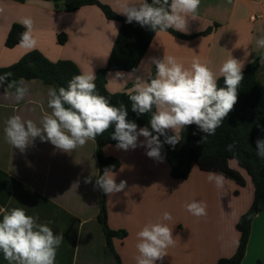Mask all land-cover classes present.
<instances>
[{
	"label": "crops",
	"instance_id": "1",
	"mask_svg": "<svg viewBox=\"0 0 264 264\" xmlns=\"http://www.w3.org/2000/svg\"><path fill=\"white\" fill-rule=\"evenodd\" d=\"M100 1L120 17L125 16L121 14L124 4L140 2V0ZM24 17H31L34 22L32 34L37 41L36 46L28 48L20 44L12 49L7 48L5 42L12 25H22L21 20ZM120 27L118 21L107 19L97 6H87L77 12L68 13L64 10L56 11L52 3L41 0H30L25 4L0 0V67L9 66L28 52L36 50L51 61L71 60L77 64L81 73L93 71L97 75L98 71L107 66ZM186 29L178 32L193 38L183 40L167 31L158 32L135 72L108 73L109 92H134L137 78L148 81L152 70L155 69L151 58L163 59L165 55L175 57L185 67H190L194 59H199L217 76L220 66L230 56L243 62V70L253 60L259 58L261 64L257 71V79L261 91H264L262 59L264 48H259L256 44L258 38L264 37V0H201L195 19L191 16L187 18ZM207 31L209 33L204 35ZM59 34L67 36L64 45L57 43ZM118 73L121 75L118 76ZM37 104L40 118L44 112H50L46 111L41 103ZM0 119L7 121L2 117ZM2 130L0 128V139L4 135ZM139 139L143 141L144 137L141 136ZM81 148H88L91 152V166L85 165L83 159H79L75 161L78 167L66 168L64 154L60 155L58 152L55 161V154L51 151L43 156L42 167L24 171L16 170L10 160L0 157V182L6 179V183L0 185V207L7 209L24 207L29 215L38 216L40 223L50 222L49 226L54 233H63L64 242L57 249L55 264H98L97 255L103 249L100 250L101 248L96 246V236L99 235L100 243L104 248L106 246L103 229L98 222L100 197L98 189L94 188L95 177L99 175L96 142L88 141ZM107 151L109 155L119 157L117 150ZM146 151L144 147L125 151L130 152L137 162V168L133 170L135 175L140 171L139 162L146 159L159 161L149 158ZM81 164L85 170H79ZM113 173H119V170ZM86 177H92V183H85ZM70 181L74 185L73 192L67 195V188L72 187ZM126 182L125 189L130 186V180ZM201 189L208 191L209 185L203 183ZM247 206L239 207L235 218L243 214ZM107 212L108 225L111 228L108 207ZM117 243L114 240L113 247L122 260L121 253L117 250L119 248L116 247ZM233 250L234 248L230 252ZM102 252L106 254L107 250ZM255 260L259 264L264 263V209L253 220L242 264H255ZM0 264H9L2 253Z\"/></svg>",
	"mask_w": 264,
	"mask_h": 264
},
{
	"label": "clouds",
	"instance_id": "2",
	"mask_svg": "<svg viewBox=\"0 0 264 264\" xmlns=\"http://www.w3.org/2000/svg\"><path fill=\"white\" fill-rule=\"evenodd\" d=\"M200 2L152 0L149 3L140 0L139 3L124 4L121 14L126 16L127 23L136 22L154 32L170 28L186 31L187 18L195 19ZM21 23L26 29L21 33V46L35 47L32 18L24 17ZM256 44L264 48V37L258 38ZM151 62L155 65V77L148 81L137 78L134 94L129 96L131 110L137 116L151 114V131L129 120L126 106H114L97 92L96 75L92 71L73 76L66 88H48L47 105L51 111L43 113L39 126L19 115L9 117L4 129L7 142L24 152L39 138L41 142H50L57 149L71 153L88 141L95 142L97 136L114 126L111 139L117 141L118 149L127 151L144 147L149 158L162 161L163 143L174 147L181 140L180 131L194 124L205 134L199 141L202 144L209 135L215 134L234 109L244 79L243 62L230 56L220 66L219 76L199 59H194L190 67L170 55L163 59L153 57ZM221 77L223 87L218 85ZM9 87L15 88L10 95L17 103L28 94V88L22 82ZM169 130L174 134L167 135ZM141 136L143 141L139 139ZM161 136L165 137L163 143ZM233 148L234 144L227 146L229 151ZM256 153L264 159V139L256 141ZM208 179L218 188H222L225 181L223 174L217 173H210ZM84 182L92 183V177H86ZM126 186L125 180L117 184L114 173L108 168L95 177L94 188L105 195L121 192ZM186 207L194 216L207 215V206L203 202L192 201ZM0 215V253L9 264H55L57 249L64 242L63 233H54L50 222L40 223V218L29 215L24 207H0ZM171 220V214L164 212L158 222L145 224L137 233V264L162 262L168 255L167 250L175 246L172 227L166 223Z\"/></svg>",
	"mask_w": 264,
	"mask_h": 264
},
{
	"label": "trees",
	"instance_id": "3",
	"mask_svg": "<svg viewBox=\"0 0 264 264\" xmlns=\"http://www.w3.org/2000/svg\"><path fill=\"white\" fill-rule=\"evenodd\" d=\"M8 1L25 4L30 0ZM41 1L52 3L56 11L64 10L68 13L77 12L87 6H97L107 19L118 21L121 24L107 66L98 71L96 75V90L100 95L105 96L112 105L119 107L123 104L126 106L128 119L135 121L138 127H148L151 131L149 124L151 114L137 116L131 110L129 96L134 92H109L107 75L110 72H135L143 61L156 34L160 31L154 32L147 27H141L136 22L127 23L126 16H118L100 0ZM148 2L151 3L152 0H148ZM25 30L24 26L13 24L5 46L12 49L20 45L21 33ZM167 32L183 40L193 38L172 28L168 29ZM207 33L209 31L205 32L204 35ZM66 41L67 36L65 34L57 36L59 45H64ZM260 64V59L256 58L245 67L243 70L244 79L239 86L238 101L234 105V109L229 113L222 126L216 129L215 134L209 135L205 142L199 143L205 134L194 124L186 126L180 131L181 140L174 147L168 143H163L165 137H160L163 143L161 155L168 160L171 167L170 174L174 179L187 180L192 164H195L202 172L223 174L226 179L233 180L237 185L243 187L245 185L244 178L237 170L231 169L229 165L232 160L250 176L254 188V197L250 209L239 218L236 224L240 236L237 250L232 257L221 259L218 264H242L247 252L253 220L264 209V159L258 157L256 153V141L264 139V91H261L257 79ZM155 72L156 69H153L148 80L155 77ZM79 74L81 71L72 61L53 62L41 52L34 50L25 55L18 63L0 68V86L18 85L23 80H38L46 86L57 89L59 87L66 88L72 77ZM218 85L224 86L222 77L219 79ZM113 132L114 126L103 135L97 136L95 141L99 175H102L106 168L116 172L121 166L118 159L106 158L103 155V149L106 146L117 145V141L111 139ZM173 134L170 130L167 132L169 136ZM230 144H234L231 151L227 150V146ZM2 175L5 174L2 173ZM5 183L6 179H3L0 185ZM98 193L100 197L98 222L103 229L106 247L114 254L117 264H122L119 255L114 250L113 240L115 238L124 239L127 233L114 231L108 227L106 195L99 189Z\"/></svg>",
	"mask_w": 264,
	"mask_h": 264
},
{
	"label": "rangeland",
	"instance_id": "4",
	"mask_svg": "<svg viewBox=\"0 0 264 264\" xmlns=\"http://www.w3.org/2000/svg\"><path fill=\"white\" fill-rule=\"evenodd\" d=\"M23 57L9 66L18 63ZM57 61L61 60L53 62ZM0 68H5V66ZM21 82L28 88V94L19 103L10 95L15 91V88L6 85L0 86V118L8 120L13 115H19L24 120L31 119L39 126L41 116L37 103H41L42 107L47 109L46 111H51L47 105V92L50 86H46L38 80H23ZM1 123L2 134L5 135L6 122L1 120ZM4 135L0 139V157L10 160L16 170L25 171L32 170L34 167H42L44 165L43 156L51 151L55 154V161L58 152L60 155L64 154L66 168L78 167L75 161L79 159H83L85 165H92L91 152L88 148L79 147L71 153H66L57 149L50 142H41L39 138H36L24 152H21L19 149L13 148L4 139ZM107 150H117L116 153L118 152L117 155L120 158L116 155H109ZM129 153H125V150L118 149L116 146H108L103 149L104 157L116 158L121 163L119 173H114L116 183L119 184L120 180H130L128 188L106 195V205L111 220V228L109 225L108 227L114 231L127 233L124 239H114L115 242H118L116 247L121 253L122 264H137L136 257L139 255L136 248L137 233L145 224L158 222L164 212H169L172 216V220L166 223L172 227L176 244L167 250L168 255L157 264H218L219 260L234 255L240 237L236 224L239 218L250 209L254 197V188L250 176L245 170L241 169L235 161H230L231 169L237 170L241 174L245 185L240 187L235 181L225 178L223 187L218 188L214 182L209 181L210 173L200 172L195 164H192L187 180L174 179L170 174V164L163 156L161 162L152 159L139 162L140 171L135 175L133 170L137 168V162ZM82 169L85 170L84 166L79 170ZM70 183L72 184V181ZM203 183L209 185L208 191H202ZM73 187L72 184V187L67 188V195L73 192ZM192 201L203 202L207 206V215L202 217L192 215L186 207ZM246 206L247 210L235 218L240 210L239 207L246 208ZM98 237L99 235L95 239L96 246L101 248L100 250L103 249L102 251L106 249L107 253L104 254L99 250L97 263L117 264L114 254L106 246L104 248ZM102 240L104 241V239ZM252 247L256 248L254 245ZM257 247H259L258 243ZM233 248V252H230ZM254 263L259 264L256 260Z\"/></svg>",
	"mask_w": 264,
	"mask_h": 264
}]
</instances>
